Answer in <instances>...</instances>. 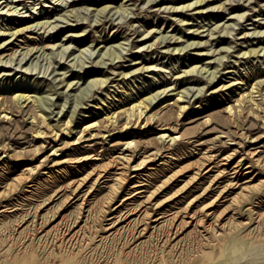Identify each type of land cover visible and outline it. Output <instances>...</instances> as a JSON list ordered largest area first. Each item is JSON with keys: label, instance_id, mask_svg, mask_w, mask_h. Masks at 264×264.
<instances>
[{"label": "rangeland", "instance_id": "374dc122", "mask_svg": "<svg viewBox=\"0 0 264 264\" xmlns=\"http://www.w3.org/2000/svg\"><path fill=\"white\" fill-rule=\"evenodd\" d=\"M187 1L190 0H0V29L9 31L15 24L19 22L22 24L25 21L30 23L33 18L38 20L49 19L50 21L52 19L51 24H46L48 26L45 25L38 29L37 27L33 28L31 32L27 31L26 35L39 38L44 36L45 41L50 42V44L60 42L54 48H42L44 51L42 49L32 50L31 53L33 54L26 62L25 59L23 61L19 59L22 54L20 55L18 52L25 49L20 48L23 46L22 44L17 47V58L15 57V60L12 61L13 64L7 63L8 66L0 67L1 96L3 95L5 98V105L10 106L12 109L11 118H2L0 114V264H194L203 260V258H200V252L211 251L212 255H216L218 252L216 242L221 240L222 233L233 229L236 224H241L242 229L231 241L233 244L230 243L229 245H232L228 257L230 261L224 260L225 263L222 262L221 264H226V262L227 264H264V169L258 166L245 168L248 162L243 164L241 169L239 168L237 174L232 173L233 163H231L228 167L229 171L226 174L218 175L211 184L209 181L217 173V166L208 174H205L203 179L190 180L197 167L194 160L198 155H189L164 173H160L159 169L152 170L146 178L148 180L142 181L145 183L143 186H132L139 181L131 182V179L130 182H126L112 201H108L107 198L108 186L112 183V180L104 177L98 184H93L96 174L86 175L91 170L90 166L74 169L67 165L63 167L64 173L42 168L34 175L32 181H24L15 186H9V189L6 187L13 177L20 174L24 162L35 163L39 156H46L49 159L53 158V160L58 161L92 148L97 151L101 149L115 150L118 147L125 146L123 143L128 139H133V142H140L141 144L151 141L153 144H150L155 145L159 142L157 141L159 132H163L158 131L159 128L157 127L160 123H163L159 119L163 114H170L169 116L173 119L172 123H167L166 127L168 129L166 132H175L174 135L176 134L178 137L182 135V137L180 136L176 142L172 143L167 139L164 142L160 141L159 146H163V149L160 150L159 157L169 154L166 151L170 150H177L175 152L176 156H183V152L190 151L195 147L198 150L206 144H214L217 153H226L232 149H237L235 155L237 159L241 155H247L253 149L263 150L264 106H261L260 103L256 105L252 101H247L242 94L243 92L247 93L250 84L254 82L253 78L255 76L259 75L260 77L261 75V78L264 77V52L262 49L257 53H252L249 50L254 46V48L259 49L258 47H261V45L264 50V35L262 34L264 33V0H225L228 3L221 8H216V5L224 0H209L199 7L200 9L206 7L205 10H202V13L196 12V10H199L196 8L193 10L185 9L181 13H171L168 8H166L167 11L157 10L160 5L178 6ZM108 2L111 5L113 4L112 6L109 5L110 11L113 10L112 12L109 9H107L108 12L99 11L100 13H98L95 11V6L109 4ZM97 3L101 4L96 5ZM121 3L129 7L130 14L124 11V7L120 8ZM13 5L14 7H12ZM86 6L91 8H88L87 11ZM74 7H78V10L73 9ZM72 11H75L76 16L80 17L79 20H70L74 18L69 15L72 14ZM241 11H245L244 20L242 18L241 23L234 25L232 30L227 28L229 31L223 28L229 22L230 25H233L234 19L230 18L231 15L233 16ZM93 18L98 20H93ZM63 19L67 20L64 21ZM80 19L83 21L81 22ZM178 19L180 20L178 21ZM70 22L80 24L71 28ZM217 24L218 26H215ZM207 26L211 29L206 28ZM83 29H85V32L82 37L71 36L69 38L71 33ZM211 30L212 34H208ZM253 31H255L254 36ZM141 32L142 34L147 33V37L149 35L154 38L160 36V41L156 40L155 46H152L154 50L150 51V48L147 49L146 45L142 47V43L139 44L140 41L138 40L142 37ZM244 32H246V35L249 34L250 37H241ZM173 34L175 36L171 37ZM176 35L178 38L180 37V40L175 38ZM227 35H230V38ZM153 37L147 43L152 42ZM19 38L23 40L24 37L18 36L13 42L18 43ZM190 40L193 42L197 40L204 47L195 48L192 45L186 47L187 42H190ZM120 41L124 42L122 43L123 47L115 45ZM62 44L63 46L70 44L67 52L60 49L63 47ZM136 44L140 45V48ZM8 46H11V44ZM221 46L228 47V50ZM95 47L97 48L95 49ZM175 47L180 50L175 49ZM82 48L93 51V54L89 53V50V52L87 50L84 53L81 52ZM106 48H109L108 52L112 53L113 51L112 55H114L116 61L111 55H108L109 53L105 54L106 57L98 55V50L102 51ZM219 49L220 51H218ZM247 49L246 53L248 55L240 56V53L242 54ZM200 50L201 52L204 50L206 53L199 55ZM179 51L181 52L178 53ZM4 52L6 54L11 50H4ZM80 53L84 54L83 56L86 58L78 55ZM75 55L76 58H74ZM213 56L215 57L214 60L212 59ZM137 59L140 61L146 59L145 65L150 66L151 64L150 68L153 67L146 70L144 65L145 67L140 68L141 64H135ZM208 59H212V61L210 63L206 62ZM92 61H95V63ZM34 64L37 66L36 69ZM84 65L86 66L84 67ZM192 65L195 66L196 70L194 71L196 73H188L189 69L193 67ZM27 66L30 67V71L27 70ZM208 66L209 68L206 69ZM46 67L47 69H45ZM136 68L139 70H136ZM54 69L55 72H53ZM64 70H66L65 74H58V72ZM101 70L106 71L104 76L108 77V81L101 86L100 83L93 81V86H91L92 82L88 80L93 79V76L94 78L102 76V73H99ZM121 70L124 72L130 71L127 73L129 76H122V73L120 74ZM227 70L231 73L226 72ZM199 71H201V75ZM213 72L217 75L209 84L208 80L213 76ZM66 75L67 79L79 83L75 84V87H66L64 85ZM233 76L241 81L246 79L247 82L245 85H236L240 88L233 86L218 92H212L218 86L231 81L234 78ZM59 78L64 79V81L61 82ZM220 79H222L221 82ZM163 87H167V89L165 88L166 91L161 92L164 89ZM170 87L171 89H169ZM188 87H191V89L188 90ZM198 87L203 88H201L202 94L198 93ZM234 87L236 89L233 91ZM19 88H29L37 94L49 96V99L43 96V101H46H42V105L48 107L45 113L49 117L48 121L51 120V125L60 118H64L66 115L69 116L71 112H74L73 118L79 123L74 127L73 132L70 135L54 138L51 134L53 133L51 127L40 122L31 102V104L24 103L22 109H17L10 96H12L11 92L13 90ZM182 88L189 91L187 96L183 95L185 100L194 91L201 96L197 98L198 101L193 105L192 102L195 98L192 96L189 104L185 107V111L178 116L176 105L172 102L174 99L164 103L162 101L172 97L171 92L182 90ZM150 93L159 94L152 98V104L150 103L152 111H149L146 115L157 113L158 116L161 115L160 117L154 116L153 120L151 119V122L144 126L142 125L144 123H140V120L136 121L135 124H132L131 120L132 123H129V128H124L123 124L127 119L126 113L122 112V115L118 113L119 116L116 118L114 127L118 125L119 128L106 131V129L113 128V126L104 119L106 118L105 111L119 110L118 107L127 103L129 99L150 95ZM237 97L245 102L240 100V106L242 105L240 109L234 107L236 106L234 100ZM201 98L203 99L201 100ZM169 102L170 104H167ZM228 104L233 106L232 112H229L226 108ZM58 107L63 109L59 110ZM125 107L127 106L125 105ZM72 109L75 111H72ZM58 111L62 113L59 114ZM34 114L33 122L35 123L30 122L32 120L30 116H34ZM91 118L99 120L100 127L83 131L84 121ZM40 125H43L41 127L44 130L43 139L38 138L39 140H37L33 138L34 130L35 127L37 128ZM72 125H76V123ZM98 131L99 133H97ZM190 140H194L191 145ZM187 141H189V146L186 149L180 146ZM202 141V144H198ZM140 143L138 144L140 145ZM54 144L58 149L56 155L50 154L52 152L51 146ZM38 145H40V148L38 147L40 150L35 154L34 149ZM10 161L15 163L19 161V166L13 169V164H10ZM109 171L114 172V168H110ZM172 173L178 174L175 182L170 184L169 187L157 189L163 179ZM78 182V187L73 190ZM256 184H259L261 193L248 192V189L245 193L248 194L247 197L251 193L250 200H246L247 197L238 195L239 190L244 185ZM175 190H178L177 196L170 200L166 199ZM151 191H154V193L151 197H147ZM126 196L129 198L123 199ZM232 198L235 199L232 200ZM207 205L209 206L206 207ZM126 213L128 214L126 215ZM159 214H162V217L158 220V223L152 221ZM120 215L122 217L119 218L118 224L114 227L109 230L99 229L100 224L106 227ZM111 216L114 217L110 218ZM197 219H200V221L197 222ZM254 236H260L262 240L256 243L249 242V238Z\"/></svg>", "mask_w": 264, "mask_h": 264}, {"label": "bare ground", "instance_id": "6f19581e", "mask_svg": "<svg viewBox=\"0 0 264 264\" xmlns=\"http://www.w3.org/2000/svg\"><path fill=\"white\" fill-rule=\"evenodd\" d=\"M14 1H16V0H14ZM19 1V0H18ZM21 1V0H20ZM124 1V0H123ZM152 1V0H151ZM174 1H177V0H174ZM209 0H190V1H187V2H185V3H181L180 5H178V6H175V5H167V4H165L164 6L163 5H160V6H158V8H157V10H166V8H168V10H169V12H171V13H181V12H183V10H189V9H194V8H196V9H199V10H196V12H200V13H202V10L204 9H206V7H204V8H199L200 6H203L206 2H208ZM218 1V0H217ZM13 2V1H12ZM104 2V1H103ZM258 2V1H257ZM102 3V2H101ZM101 3H97L96 5H99V4H101ZM109 3V2H108ZM127 3V2H126ZM219 3V2H218ZM228 2H226L225 0L224 1H221L218 5H216L217 7L216 8H218V7H224V6H226V4H227ZM259 3V2H258ZM11 4V3H10ZM158 4V3H157ZM208 4V3H207ZM12 5V4H11ZM25 5V4H24ZM73 5V4H72ZM112 6L110 3L109 4H102L101 6H93L94 7V9H95V11H97L98 13H100V12H106L107 11V9H109L110 8V6ZM126 5V4H125ZM136 5V4H135ZM134 5V6H135ZM212 5V4H211ZM211 5H209V6H211ZM215 5V4H214ZM238 5V4H237ZM242 5H244V4H242ZM246 5V4H245ZM120 8H123L124 7V11H126L128 14H130L131 13V11L129 10V7L126 5V6H124V4L123 3H121L120 5ZM122 6V7H121ZM208 6V7H209ZM213 6V5H212ZM263 6V5H262ZM10 7V5L8 6V8ZM12 7H14V5L12 6ZM18 7V6H17ZM117 7H118V5H117ZM149 7V6H148ZM207 7V8H208ZM214 7V6H213ZM228 7V6H227ZM239 7V6H238ZM16 8V7H15ZM19 8V7H18ZM65 8H66V6H65ZM76 7H74L73 9H75ZM80 8V7H79ZM86 9H87V11H88V8L90 9L91 7H89L88 6V8H87V6L85 7ZM115 8V7H114ZM156 8V7H155ZM154 8V9H155ZM244 8V7H243ZM3 9V8H2ZM12 9V8H11ZM71 9V8H70ZM73 9H71V10H73ZM77 10H78V7L76 8ZM83 9H84V7H83ZM94 9H93V12H94ZM111 9H112V7H111ZM223 9V8H222ZM66 10V9H65ZM65 10H64V12H65ZM68 10H69V8H68ZM70 10V11H71ZM116 10V9H115ZM114 10V11H115ZM121 10V9H120ZM213 10V9H212ZM225 10V9H224ZM1 11V10H0ZM3 11V10H2ZM12 11H13V9H12ZM14 11H16V10H14ZM18 11V10H17ZM85 11V10H84ZM92 11V10H91ZM100 11V12H99ZM109 11H110V9H109ZM113 11V10H112ZM112 11H110V12H112ZM119 11V10H118ZM117 11V12H118ZM123 11V12H124ZM167 11V10H166ZM223 11V10H222ZM68 12V11H67ZM66 12V13H67ZM108 12V11H107ZM119 12H121V11H119ZM132 12H134V11H132ZM158 12V11H157ZM204 12V11H203ZM206 12V11H205ZM1 13V12H0ZM4 13H6V12H4ZM10 13H11V10H10ZM61 13V12H60ZM66 13H65V15H66ZM69 13V12H68ZM71 13V12H70ZM75 13V11L73 12L72 11V14H69L71 17L73 16L74 18L73 19H70V18H68V19H70V20H72V21H77V20H79V16H76V13ZM81 13V12H80ZM86 13V12H85ZM98 13H97V15H98ZM125 13V12H124ZM16 14V13H15ZM59 14V13H58ZM89 14V13H88ZM96 14V13H95ZM94 14V15H95ZM106 14V13H105ZM126 14V13H125ZM128 14H127V16H128ZM205 14V13H204ZM228 14V13H227ZM79 15V14H78ZM93 15V14H92ZM101 15H104V14H102L101 13ZM114 15V14H113ZM17 16V15H16ZM56 16V15H55ZM67 16H68V14H67ZM89 16V15H88ZM99 16V15H98ZM105 16V15H104ZM130 16V15H129ZM245 16V11H241V12H237V13H235L233 16L231 15V17L230 18H232V19H234L233 21V25L231 24L230 25V22H229V24L227 25V26H223V28H225L226 30H228L227 28H231V30L232 29H234V25L236 26V24L237 23H241V19L243 18ZM32 17V16H31ZM42 17V16H41ZM58 17V16H57ZM56 17V18H57ZM91 17V16H90ZM107 17H108V15H107ZM198 17V16H197ZM21 18V17H20ZM61 18H63V17H61ZM60 18V19H61ZM84 18V17H83ZM102 18V17H101ZM105 18V17H104ZM109 18H111L110 16H109ZM228 18H229V16H228ZM51 19V18H50ZM86 19H87V16H86ZM94 19H96V18H93V20ZM99 19H100V17H99ZM196 19V18H195ZM31 20V19H30ZM57 20H58V18H57ZM62 20V19H61ZM61 20H60V22H61ZM64 20V19H63ZM65 20H67V19H65ZM64 20V21H65ZM84 20H85V18H84ZM92 20V21H93ZM96 20H98V19H96ZM105 20V19H104ZM110 20V19H109ZM180 19H178V21H179ZM242 20H244V18L242 19ZM51 21H52V19H51ZM51 21L49 20V19H47V20H43V19H41V20H38L37 18H33V21L32 22H24V23H18V24H15L13 27H11V30H9V31H5V30H3V29H0V36H3V37H1L0 38V67H2V66H8L9 64H7V63H12V61H14L15 60V57L17 56L16 55V53L18 52V49H17V47H20L22 44H23V46L22 47H20L21 49H23V48H25V49H23V51H19L18 53L21 55L20 57L21 58H19L20 59V61H23L24 59H25V62L27 61V60H29V58H31V54H33V53H31V52H33L32 50H35V51H38V50H40V49H44V48H54V46H56L57 45V43H60V42H57V43H52V44H50V42H47V41H45V39H44V36H41L40 38L39 37H34V36H29L28 34L26 35V32L28 31V32H31L32 30H33V28H36L37 27V29L38 28H42L43 26H45L46 24H51ZM80 21H81V19H80ZM80 21H78V22H80ZM83 21V20H82ZM81 21V22H82ZM256 21V20H255ZM68 22V21H67ZM88 22V21H87ZM87 22H85V23H87ZM96 22V21H95ZM98 22V21H97ZM199 22V21H198ZM258 22V21H257ZM65 23V22H64ZM69 23V22H68ZM75 23V22H74ZM71 23L70 22V26H72L71 28H73V27H76V26H78L80 23ZM214 23V22H213ZM254 23V22H253ZM57 24V23H56ZM225 24V23H224ZM244 24V23H243ZM133 25V24H132ZM222 25V24H221ZM245 25V24H244ZM46 26H48V25H46ZM85 26V25H84ZM87 26V25H86ZM89 26V25H88ZM215 26H218V24L217 25H215ZM8 27V26H7ZM49 27H51V26H49ZM213 27V26H212ZM219 27H221V26H219ZM10 28V27H9ZM9 28H7V29H9ZM206 28H210V27H206ZM244 28H245V26H244ZM6 29V28H5ZM47 29V28H46ZM45 29V30H46ZM211 29V28H210ZM217 29V28H216ZM222 29V28H221ZM220 29V30H221ZM44 30V31H45ZM151 30V29H150ZM149 30V31H150ZM196 30V29H195ZM198 30V29H197ZM203 30V29H202ZM205 30V29H204ZM203 30V31H204ZM224 30V29H223ZM225 30V31H226ZM255 30V29H254ZM134 31V30H133ZM137 31V30H136ZM135 31V32H136ZM149 31H147V33H149ZM193 31V30H192ZM198 31H200V30H198ZM198 31H197V33H198ZM209 31V30H208ZM218 31V30H217ZM229 31V30H228ZM261 31V30H260ZM260 31H258L259 33H260ZM39 32V31H38ZM85 32V29H83V30H81V31H76V33H71V35L69 36V38L72 36H78V37H82L83 36V33ZM134 32V33H135ZM143 32V31H142ZM142 32H141V34H142ZM155 32V31H154ZM157 32V31H156ZM189 32V31H188ZM194 32V31H193ZM214 32V31H213ZM255 31H253L252 32V34H253V36H254V33ZM263 32V31H262ZM140 33V32H139ZM147 33H143L142 34V37H140V39L138 40V41H140V43L139 44H141V46L142 47H144L145 45L147 46L146 48L147 49H149L150 48V51L151 50H154V49H152V46L155 44V42H156V40H159L160 41V36H159V39H158V36H155V38L153 37V36H150L149 35V37H147L146 36V34ZM207 33V32H206ZM44 34H45V32H44ZM158 34V33H157ZM172 34V33H171ZM176 34V33H175ZM175 34H173L171 37H174L175 36ZM208 34H212V30H211V32L210 33H208ZM207 34V35H208ZM230 34V33H229ZM251 34V35H252ZM258 34V33H257ZM263 35H264V33H262ZM148 35V34H147ZM165 35V34H164ZM166 35H168V34H166ZM170 35V34H169ZM168 35V36H169ZM180 35H182V34H180ZM200 35V34H199ZM206 35V34H205ZM224 35H225V33H224ZM231 35V34H230ZM230 35L228 36L229 38H230ZM261 35V34H260ZM18 36H22V37H24L23 38V40L21 39V38H19L18 40H19V42L18 43H15V42H13V40L14 39H16ZM37 36V35H36ZM162 36V35H161ZM168 36H167V38H168ZM209 36V35H208ZM223 36V35H222ZM241 36V35H240ZM245 36H249V34H247L246 35V32H244V35H242L241 37H245ZM255 36H257V35H255ZM48 37V36H47ZM154 38L153 40H152V42L150 41L149 43H147V41L149 40V39H151V38ZM250 37V36H249ZM64 38H65V36H64ZM63 38V39H64ZM175 38H177L178 40H180L178 37H177V35H176V37ZM174 38V39H175ZM215 38V37H214ZM232 38V37H231ZM253 38V37H252ZM166 39V38H165ZM165 39H163V40H165ZM211 39H212V36H211ZM219 39V38H218ZM221 39V38H220ZM234 39V38H233ZM232 39V40H233ZM262 39V38H261ZM62 40V39H61ZM98 40V39H97ZM167 40V39H166ZM165 40V41H166ZM189 40V39H188ZM187 40V41H188ZM192 40V39H191ZM190 40V42H187V44H186V47H187V45H189V46H194L195 48H203L204 47V45H201V42H199V41H191ZM104 41V40H103ZM124 41V40H123ZM120 41V42H118L117 44H115V45H119L120 47L122 46V43H124V42H126V41ZM173 41H176V40H173ZM172 41V42H173ZM186 41V40H185ZM202 41V40H201ZM206 41H207V39H206ZM205 41V42H206ZM211 41V40H210ZM231 41V40H230ZM129 42V41H128ZM236 42V41H235ZM254 42V41H253ZM264 42V41H263ZM176 43V42H175ZM186 43V42H185ZM208 43V42H207ZM206 43V44H207ZM211 43V42H210ZM250 43V42H249ZM256 43H257V41H256ZM11 44V46H8V45H10ZM126 44V43H125ZM160 44V43H159ZM241 44V43H240ZM88 45H90V44H88ZM100 45V44H99ZM98 45V46H99ZM124 45V44H123ZM137 45V44H136ZM174 45V44H173ZM182 45V44H181ZM183 45H184V43H183ZM231 45V44H230ZM259 45V44H258ZM60 46H61V44H60ZM62 46H63V44H62ZM70 46V44L69 45H66V46H63V47H61L60 49L63 51L64 50V52H67V49L68 48H70L69 47ZM97 46V47H98ZM104 46V45H103ZM155 46V45H154ZM188 46V49L190 48ZM211 46V45H210ZM232 46V45H231ZM97 47H95V49L97 48ZM113 47H114V44H113ZM123 47V46H122ZM137 47L138 48H140V45H137ZM167 47V46H166ZM179 47V46H178ZM178 47H175V49H178ZM182 47H184V46H182ZM209 47V46H208ZM221 47H223L224 49H226V50H228V47H224V46H221ZM221 47H220V49H221ZM233 47V46H232ZM255 47V46H254ZM249 48V50H250V52H252V53H257L260 49H262V51L264 52V50H263V47H262V45H261V47H258V46H256V47H258L259 49H257V48ZM72 48V47H71ZM89 48V47H88ZM101 48V47H100ZM117 48V47H116ZM125 48V47H124ZM127 48V47H126ZM168 48V47H167ZM193 48V47H192ZM222 48V49H223ZM241 48V47H240ZM42 49V51H44ZM109 48H106L105 50H102V51H99L98 50V55H101V56H107V55H105V54H108L109 56L111 55V57H113L114 58V55H112V53H113V51H112V53L111 52H108L107 50H108ZM114 49V48H113ZM118 49H119V47H118ZM118 49H116V50H118ZM122 49V48H121ZM157 49V48H156ZM169 49V48H168ZM183 49H185V48H183ZM214 49H215V47H214ZM214 49H212V50H214ZM220 49L218 50V51H220ZM230 50H233V49H231V48H229ZM4 50H11V52H7L6 54H4L5 52H4ZM49 50H51V49H49ZM87 49L86 48H82L81 49V52H83L84 53V51H86ZM89 50V49H88ZM87 50V52H89ZM112 50V49H111ZM128 50V49H127ZM130 50V49H129ZM170 50V49H169ZM178 50H180V49H178ZM182 50V49H181ZM186 50V49H185ZM241 50V49H240ZM54 51V50H53ZM60 51V50H59ZM126 51V50H125ZM172 51V50H171ZM175 51H177V50H175ZM217 51V52H218ZM221 51H223V50H221ZM248 51V49L247 50H244L243 52H242V54L240 53V56H243V55H248V53H246ZM51 52V51H50ZM78 52H80V51H78ZM93 52V51H92ZM91 51L89 52V53H92ZM121 52H123V51H121ZM127 52V51H126ZM166 52V51H165ZM181 51H179L178 53H180ZM200 52H201V50H200ZM203 52H204V50H203ZM201 52V53H199V55L201 54V55H203V54H205L206 52ZM213 52V51H212ZM249 52V53H250ZM88 53V54H89ZM174 53V52H173ZM177 53V52H176ZM227 53H228V51H227ZM231 53V52H230ZM30 56H29V55ZM51 54H54V53H51ZM61 54V53H60ZM64 54V53H63ZM62 54V55H63ZM66 54V53H65ZM93 54V53H92ZM91 54V55H92ZM114 54H116V53H114ZM125 54V53H124ZM218 54V53H217ZM260 54V53H259ZM50 55V54H49ZM59 55V54H58ZM77 55V54H76ZM76 55L74 56V58H76ZM78 55H82L81 53L80 54H78ZM84 55V54H83ZM82 55V56H83ZM90 55V54H89ZM88 55V56H89ZM118 55V54H117ZM120 55H121V53H120ZM221 55V54H220ZM223 55H225L224 53H223ZM222 55V56H223ZM227 55V54H226ZM254 55V54H253ZM26 56L28 57L27 59H26ZM52 56V55H51ZM50 56V57H51ZM60 56V55H59ZM64 56H66V55H64ZM87 56V55H86ZM212 56V55H211ZM218 56V55H217ZM238 56V55H237ZM250 56V55H249ZM260 56V55H259ZM63 57V56H62ZM61 57V58H62ZM73 57V56H72ZM80 57V56H79ZM78 57V58H79ZM84 57V56H83ZM92 57V56H91ZM105 57H103V58H105ZM117 57H119V56H117ZM124 57V56H123ZM214 57V56H213ZM221 57V56H220ZM219 57V58H220ZM225 57V56H224ZM223 57V58H224ZM17 58V57H16ZM61 58H60V61H61ZM84 58H86V57H84ZM88 58V57H87ZM90 58V57H89ZM98 58V57H97ZM107 58H109V57H107ZM218 58V57H217ZM59 59V58H58ZM82 59V58H81ZM100 59V58H99ZM101 59H102V57H101ZM213 60L215 59V57L214 58H212ZM212 59L210 60V59H208L206 62H211L212 61ZM222 59V58H221ZM65 60V59H64ZM92 60V59H91ZM97 60V59H96ZM110 60V59H109ZM114 60H115V58H114ZM117 60H119V59H117ZM122 60V59H121ZM223 60V59H222ZM19 61V62H20ZM70 61H71V59H70ZM76 61V60H75ZM85 61V60H84ZM112 61H113V59H112ZM116 61V60H115ZM115 61H113V62H115ZM136 61V60H135ZM147 60L146 59H143V60H138L137 59V61L135 62V64L137 63H139V64H141V66H140V68L142 67H145L146 65H145V62H146ZM225 61H226V59H225ZM232 61V60H231ZM93 62V61H92ZM106 62H107V60H106ZM122 62V61H121ZM216 62H217V60H216ZM235 62V61H234ZM244 62V61H243ZM18 63V62H17ZM29 63V62H28ZM32 63V62H31ZM61 63V62H60ZM93 63H95V61L93 62ZM102 63V62H101ZM104 64H105V62H103ZM109 63H110V61H109ZM109 63H108V65H109ZM205 63V62H204ZM215 63V62H214ZM227 63V62H226ZM13 64V63H12ZM30 64V63H29ZM67 64H69V63H67ZM111 65H112V63H110ZM208 64V63H207ZM218 64V63H217ZM35 65V64H34ZM72 65V64H71ZM145 65V66H144ZM153 65V64H152ZM194 65V64H193ZM192 65V66H193ZM201 65V64H200ZM220 65V64H219ZM29 66V65H28ZM28 66H27V68H28ZM32 66V65H31ZM36 66V65H35ZM34 66V67H35ZM73 66V65H72ZM83 66V65H82ZM86 65H84V67H85ZM100 66V65H99ZM114 66H115V63H114ZM133 66V65H132ZM150 66H151V64H150ZM150 66H146V70L149 68V69H151L150 68ZM199 66V65H198ZM218 66V65H217ZM216 66V67H217ZM232 66V65H231ZM13 67H15V66H13ZM21 67V66H20ZM26 67V66H25ZM102 67V66H101ZM104 67H105V65H104ZM107 67V66H106ZM113 67V66H112ZM200 67H202V66H200ZM226 67V66H225ZM4 68V67H3ZM17 68V67H16ZM22 68H24V67H22ZM30 68V67H29ZM27 69V70H29L30 71V69ZM32 68V67H31ZM37 68V66L35 67V69ZM52 68V67H51ZM54 68H55V65H54ZM67 68V67H66ZM139 68V67H138ZM138 68H136V70L138 69ZM196 68H198V67H196ZM204 69H205V67H203ZM209 68V66L208 67H206V69H208ZM237 68V67H236ZM14 69V68H13ZM18 69H21V68H18ZM34 69V68H33ZM45 69H47V67L45 68ZM59 69V68H58ZM107 69V68H106ZM114 69V68H113ZM135 69V68H134ZM216 69V68H215ZM219 69V68H218ZM22 70H24V69H22ZM52 70H53V68H52ZM57 70V69H56ZM112 70V69H111ZM139 70V69H138ZM194 70H196L195 69V66H193L192 68H190L189 69V71H188V73L189 72H195ZM200 70V69H199ZM213 70V69H212ZM33 71V70H32ZM114 71V70H113ZM112 71V72H113ZM131 71H133V70H131ZM187 71H186V73H187ZM202 71H203V69H202ZM230 71H231V69H230ZM230 71H226V72H229V73H231ZM2 72V71H1ZM53 72H55V69H54V71ZM128 72H130V71H128ZM128 72H124V71H122L121 70V72H120V74L122 73V76H125V75H128L127 73ZM134 72V71H133ZM201 71H199V73H200ZM205 72V71H204ZM209 72V71H208ZM235 72H237V71H235ZM253 72V71H252ZM3 73V72H2ZM36 73V72H35ZM65 74L66 73V70H64V71H61V72H58V74ZM99 73H102V76H100V77H98V76H96L95 78H94V76L92 77L93 79H90V80H88L89 82H92V85L91 86H93V81L96 83V82H98V84L100 83V86L102 85V84H105V82L106 81H108L107 79H108V77L107 76H104L105 75V73H106V71L105 72H103L102 70L99 72ZM109 73H111V72H109ZM115 73V72H114ZM136 73H137V71H136ZM187 73V74H188ZM196 73V72H195ZM206 73H207V71H206ZM214 73V72H213ZM218 73V72H217ZM44 74V73H43ZM48 74V73H47ZM46 74V75H47ZM131 74V73H130ZM134 74V73H133ZM186 74V75H187ZM193 74V73H192ZM211 74V73H210ZM209 74V75H210ZM252 74V73H251ZM259 74V73H258ZM2 75V74H1ZM55 75H56V73H55ZM81 75V74H80ZM117 75H118V73H117ZM200 75H201V73H200ZM199 75V76H200ZM217 74L216 73H214L213 74V76H211L210 78H209V80H208V82H209V84L213 81V79H214V77L216 76ZM246 75H247V73H246ZM41 76V75H40ZM45 76V75H44ZM63 76H65V75H63ZM129 76V75H128ZM175 76H177V75H175ZM184 76V75H183ZM197 76V75H196ZM221 76V75H220ZM187 77V76H186ZM202 77V76H201ZM234 77V76H233ZM252 77V76H251ZM55 78V77H54ZM62 78V77H61ZM61 78H59V80L61 81V82H63L64 81V79H65V81H64V85L66 86V87H71V86H74L75 84H77V83H79L78 81H73V80H70V79H67V75H66V77L64 78V79H61ZM78 78V77H77ZM121 79V78H120ZM249 79V78H248ZM55 80V79H54ZM175 80V79H174ZM253 80H254V82L252 83V84H250V88L248 89V91H247V93L246 92H243V94L242 95H244V99H246L247 101H252L253 103H255L256 105L257 104H261V106L263 105L264 106V77L263 78H261V75H260V77H259V75H257V76H255V78H253ZM222 81V79H220V82ZM249 81V80H248ZM83 82V81H82ZM175 82V81H174ZM189 82V81H188ZM195 82V81H194ZM207 82V81H206ZM247 81H246V79L243 81H241V80H238V78H236V77H234L231 81H229L227 84H222L221 86H218V88H216V89H214L212 92H218L219 90H223V89H228V88H230V87H233V86H235L236 88L237 87H239L240 88V86L241 85H245V83H246ZM63 84V83H62ZM97 84V85H98ZM237 84H240V86H236ZM80 85V84H79ZM94 85H96V84H94ZM247 85V84H246ZM174 86V85H173ZM4 87V86H3ZM65 87V88H66ZM75 87V86H74ZM185 87H187V86H185ZM200 87V86H199ZM198 87V89H197V91H198V93H201L202 94V89L201 88H199ZM233 88V91L236 89V88ZM164 88V87H163ZM166 89H167V87H165ZM161 89L162 91L161 92H164V91H166V89ZM179 88V87H178ZM177 88V89H178ZM184 88V87H183ZM182 88V90H177V91H174V92H171V94H172V97H169V98H167V99H164L163 101H162V103H164L165 101H168V100H170V99H174L172 102L173 103H175V105H176V108H177V114H178V116H180V114L181 113H183L184 111H185V107L189 104V102H190V99H191V97L192 96H194V101L192 102V105L193 104H195L196 103V101H198V97H200L201 95H198V93H195V91L189 96V98L188 99H183V95L184 96H187L189 93V91H185V89H183ZM194 88V87H193ZM2 89V88H1ZM69 89V88H68ZM169 89H171V87L169 88ZM189 89H191V87L189 88L188 87V90ZM193 91V90H192ZM245 91V90H244ZM1 92H2V90H0V114H1V117L2 118H11L12 117V114H11V112H12V109H11V107L10 106H8V105H5V98H4V96L2 95L1 96ZM158 92V91H157ZM156 92V93H157ZM240 92V91H239ZM241 92V93H242ZM12 93V96H10V97H12V100H13V102L16 104V106L15 107H17V109L19 108V109H22V107H23V105H24V103H32L33 105H34V107H35V111L37 112V114H38V117H39V120H40V122H42L44 125H46V126H49V127H51V131H53V133H51V134H53L52 136L54 137V138H56L57 136H62V135H70L72 132H73V129H74V127L75 126H77V123H79V121H77V120H75L74 118H73V116H74V112H71V115L69 114V116H64V118H60L57 122H51V123H53V125H51L50 124V121H48V119H49V117L47 116V114L45 113L47 110V108L45 107V106H43L42 105V101H43V96L45 97H47V95H40V94H37V92H35L34 90H32V89H29V88H19V89H16V90H13V92H11ZM155 93V92H154ZM240 93V94H241ZM245 93H246V95H245ZM153 94V93H152ZM151 93H150V95H146V96H137V97H134V98H131V99H129V101L127 102V103H124V104H122L121 106H119L118 107V109L119 110H116V111H114V110H110V111H105L104 113L106 114V118H104L105 120H106V122H108L110 125H112L113 126V128H109L108 130L106 129V131H109V130H111V129H115V128H117L118 127V125H117V127H116V125H115V127H114V124H115V122H116V118L119 116V114L118 113H121V115H122V112H124V113H126L125 115L127 116V119H125L126 121L124 122V128H129V123L131 122V120H132V124H135L136 123V121H138V120H140V123H144V124H142L143 126L145 125V124H147V123H150L151 121V119L153 120V118H154V116L155 117H157L158 116V114L157 113H149L150 115L149 116H147L146 114L149 112V111H152L151 110V106H150V103L152 102V98L153 97H155V95L153 94L152 95ZM159 94V93H158ZM157 94V95H158ZM166 94H168V93H166ZM221 94V93H220ZM156 95V96H157ZM170 95V94H169ZM241 95V96H242ZM222 96V95H221ZM241 96H240V98H241ZM49 97V96H48ZM47 97V98H48ZM126 97V96H125ZM163 98V97H162ZM204 98V97H203ZM203 98H201V100L203 99ZM226 98V97H225ZM239 97H237V99H233L234 101H235V105L236 106H234V107H237V108H239L240 109V107L242 106H240V100L241 99H238ZM49 99V98H48ZM50 99H51V97H50ZM193 100V99H192ZM224 100V99H223ZM243 100V99H242ZM241 100V101H242ZM44 101H46V100H44ZM43 101V102H44ZM243 102H244V100H243ZM30 103V104H31ZM46 103V102H45ZM245 103V102H244ZM63 104H64V102H63ZM152 104V103H151ZM167 104H170V102L169 103H167ZM249 104V103H248ZM250 104H251V102H250ZM10 105V104H9ZM58 106H59V104H57ZM125 105L127 106V107H125ZM164 105V104H163ZM254 105V104H253ZM62 106V105H61ZM63 106H65V105H63ZM95 106V105H94ZM93 106V107H94ZM162 106V105H161ZM228 107H226V108H228V111L229 112H232L233 110V106L230 104H228L227 105ZM250 106V105H249ZM260 106V107H261ZM45 107V108H44ZM165 107V106H164ZM258 108V107H257ZM58 109H59V107H58ZM61 109V108H60ZM59 109V110H60ZM63 109V108H62ZM61 109V110H62ZM75 109V108H74ZM239 109H237V110H239ZM53 110V109H52ZM206 110V109H205ZM242 110V109H241ZM241 110H239V111H241ZM50 111V110H49ZM69 111H70V109H69ZM72 111H75V110H73L72 109ZM238 111V112H239ZM34 112V111H33ZM51 112V111H50ZM59 112V111H58ZM61 112V111H60ZM60 112H59V114H60ZM243 112V111H242ZM52 113V112H51ZM62 113V112H61ZM77 113V112H76ZM159 113V112H158ZM33 114V113H32ZM36 114V113H35ZM35 114H34V116L33 115H31L30 117H32V120L30 121V122H33V119L35 118ZM105 114H103V115H105ZM231 114V113H230ZM147 117H146V116ZM170 114H167V115H160V116H158V117H160L159 119H160V121L161 122H163V123H160L157 127L159 128L158 129V131H163V132H159V134H158V137H157V141H161V142H164L166 139L168 140V141H171V143L172 142H176V140L178 139V138H180V136L182 137V135H180L179 137L178 136H176V134L174 135V133L175 132H169V133H167L166 132V130L168 129V127H166V125H167V123H172L173 122V119L171 118V116H169ZM53 116V115H52ZM51 116V117H52ZM57 116H59L58 114H57ZM78 116V115H77ZM83 116H86V115H83ZM177 116V117H178ZM157 117V118H158ZM58 118V117H57ZM231 118V117H230ZM234 118V117H233ZM172 119V120H171ZM233 120V119H232ZM99 120H96L95 118H91V119H88V120H86V121H84V123H85V126L83 127V125H82V130L84 131V130H88V129H91V128H98V127H100V124H99V122H98ZM118 121V120H117ZM235 121V120H234ZM37 122H39V121H37ZM159 122V121H158ZM33 123H35V122H33ZM73 123H76V125H72ZM123 123V122H122ZM82 124V123H81ZM119 124V123H118ZM152 124H153V122H152ZM34 125V124H33ZM122 125V126H123ZM43 126V125H42ZM41 125L40 126H38L37 128L35 127V133H34V136H33V138L34 139H37V140H39V139H41L43 136H42V134L44 133V130L41 128L42 127ZM106 126V125H105ZM121 126V127H122ZM132 126V125H131ZM169 126V125H168ZM242 126V125H241ZM107 127V126H106ZM111 127V126H110ZM121 127H120V129H121ZM156 127V126H155ZM244 127V126H243ZM119 128V127H118ZM250 129V128H249ZM80 130V129H79ZM105 130V129H104ZM120 132H122V131H120ZM97 133H99V131L97 132ZM105 133V132H104ZM3 134V133H2ZM33 134V133H32ZM75 134V133H74ZM0 135H1V130H0ZM6 135V134H5ZM9 135V134H8ZM11 135V134H10ZM15 135V134H14ZM91 135V134H90ZM130 135V134H129ZM4 136V135H3ZM3 136H2V138H3ZM191 136V135H190ZM192 136H194V135H192ZM18 137V136H17ZM104 137V136H103ZM127 137V136H126ZM188 137V136H187ZM0 138H1V136H0ZM21 138H23V137H21ZM39 138V139H38ZM58 138V137H57ZM79 138V137H78ZM193 138V137H192ZM43 139V138H42ZM53 139V138H52ZM17 140V139H16ZM166 140V141H167ZM197 140V139H196ZM250 140H252V139H250ZM42 141V140H41ZM40 141V142H41ZM194 140H190V145L191 144H193L192 142H193ZM156 142V141H155ZM154 142V143H155ZM157 143V144H155V145H152L153 143L150 141V142H144V143H140V142H133V139H128V140H126L125 141V143H123L125 146H122V147H118V149H115V150H96L95 148L93 149H91V150H88V151H84V152H82V153H76L75 155H73V156H71V157H67V158H63V159H61V160H58V161H55V160H53V158L52 159H49V157H46V156H39V157H37V159H36V161H35V163H29V162H24L22 165H24V167H23V169H22V171L20 172V174L18 175V176H15V177H13V179L10 181V182H8L7 183V185H6V187H7V189H9V186H15V185H17V184H20V183H22V182H24V181H32L33 180V178H34V175L36 174V173H38L39 171H40V169H44V168H48V169H52L53 171H57L58 173H64V171H63V167L64 166H67V165H69L71 168H74V169H78V168H85V167H88V166H90L91 167V170H89L88 172H87V174L86 175H90V174H96V176H95V178H94V180H93V184L95 183V184H98L99 183V181L101 180V179H103L104 177H108V178H110V180H112V183L108 186V195H107V198H108V201H112L117 195H118V192L119 191H121V188L122 187H124V185L126 184V182H130V180L132 179V181L131 182H136V181H139V182H136V183H134L132 186H143L145 183L144 182H142V181H144L149 175H150V172L152 171V170H157V169H159V171H160V173H164L167 169H169L170 167H172L173 165H175L177 162H179L180 160H183V159H185L184 157H186V156H189V155H198V157L194 160V163L196 164V170H194V172H193V174H192V176L190 177V180H193V181H197V180H199V179H203L204 178V176H205V174H208L210 171H212V169L214 168V167H216L217 166V173L216 174H214L213 175V177L210 179V181H209V183H211V182H214V180L216 179V177H218V175H222V174H226L229 170H228V167H229V165L231 164V163H233V165H232V167H231V170H232V173H236L237 174V172L239 171V168L241 169L242 168V166H243V164H245V163H247L248 162V164L245 166V168H247V167H252V166H258V167H260V168H262V169H264V148H263V150H259V149H253V150H251V151H249V153L247 154V155H241V157L240 158H236V150L235 149H232V150H230V151H228V152H226V153H217L216 152V148L214 147V144L212 145V144H206L205 142V146L204 147H202V148H200V149H198V150H196L197 148L195 147V148H192L190 151H187V152H183V156H176V151H172V150H170V151H166L167 153H169V154H165V155H163L162 157H159V153H160V150L161 149H163V146H159V144L160 143ZM96 143V142H95ZM100 143V142H99ZM138 143H140V145L138 144ZM150 143H152V144H150ZM167 143V142H166ZM203 143V141L202 142H200V143H198V144H202ZM39 144V143H38ZM42 144V143H41ZM117 144V143H116ZM198 144H196V145H198ZM0 145H1V143H0ZM37 145V144H36ZM139 145V147L137 148V146ZM164 145V144H163ZM180 145V144H179ZM195 145V146H196ZM88 146V145H87ZM153 146H154V148H153ZM181 147H184L185 149L189 146V141H187V142H185V143H182L181 145H180ZM225 146V145H224ZM3 147V146H2ZM40 148V145H38L35 149H34V152H35V154L40 150L39 148ZM55 147V148H54ZM91 147V146H90ZM177 147V146H176ZM51 149H52V152L50 153V154H53V155H56L57 154V151H58V149L56 148V146H55V144L54 145H52L51 146ZM78 149V148H77ZM76 149V150H77ZM177 149V148H176ZM86 150V149H85ZM167 150V149H166ZM175 150V149H174ZM181 150V149H180ZM5 151V150H4ZM79 152V151H78ZM263 152V153H262ZM4 156V155H3ZM7 156V155H6ZM246 156H248V157H246ZM2 158V157H1ZM245 160V161H244ZM244 161V162H243ZM7 163H8V161H7ZM5 164V163H4ZM10 164H13V169L15 168V167H18L19 166V161H17L16 163L14 162V161H10ZM9 164V165H10ZM112 169V168H114V172H111V171H109V169ZM244 168V167H243ZM45 172V171H44ZM239 174V173H238ZM143 175H145V177H143ZM177 176H178V174L176 175V173H172V174H170V175H168L166 178H164L163 179V181L158 185V187H157V189L158 188H162V187H169V185L170 184H173L174 182H175V180H176V178H177ZM141 178H143V179H141ZM137 179H139V180H137ZM146 180H148V179H146ZM190 180H189V182H190ZM189 182H187V183H189ZM186 183V184H187ZM186 184H184V185H186ZM212 184V183H211ZM78 185H79V182L77 183V185L73 188V190H75V188L76 187H78ZM259 184H256V185H244L242 188H241V190H239V194L238 195H241L242 197H247L248 196V194H246L245 193V191H247L248 189L250 190H248V192H253V193H255V194H259V193H261L260 191H261V189H260V187L258 186ZM205 188H207V187H205ZM136 192H140V191H136ZM154 193V191H151V193H149V195L147 196V197H151V195ZM177 194H178V190H175L174 192H172L170 195H168L167 197H166V199H168V200H170V199H172V198H174L175 196H177ZM219 195V193L217 194V196ZM216 196V197H217ZM128 196H126V197H124L123 199H126ZM215 197V198H216ZM129 198V197H128ZM193 199V198H192ZM235 198H232V200H234ZM246 200H250L251 199V193H249V197H247V198H245ZM118 205H120V204H118ZM117 206V205H116ZM209 205H207L206 207H208ZM250 208V207H249ZM209 212V211H208ZM207 212V213H208ZM110 213H111V211H110ZM206 213V214H207ZM128 213H126V215H127ZM210 214H212V212H210ZM209 214V215H210ZM125 215V216H126ZM208 215V214H207ZM112 217H114V216H111L110 218H112ZM120 217H122L121 215L120 216H118L115 220H112L111 222H110V224L108 225V226H106L105 227V225H103V224H100V227H99V229L100 230H109L110 228H112V227H114L116 224H118V222H119V218ZM162 217V214H159V215H157V217L156 218H153V220L152 221H157V223H158V220L160 219ZM200 221V219L198 220L197 219V222H199ZM154 227V226H153ZM143 229H144V227H143ZM242 229V225L241 224H236V225H234V227H233V229H229L228 231H226L225 233H222V235H221V240L220 241H218V242H216V244H217V246H218V252H217V254L216 255H212V253H211V251H206V252H200V258H203V260H201L200 262H195L194 264H221L222 262H224V260L225 261H227L229 258V251H230V247L232 246H229L230 245V243H232L231 241H233V239H234V237H236V234L239 232V230H241ZM140 232V231H139ZM247 232V231H246ZM242 233V232H241ZM238 236V235H237ZM249 236H251L250 234H249ZM248 236V237H249ZM247 237V236H246ZM240 238V237H239ZM235 240H238L239 241V239H237V238H235ZM234 240V241H235ZM249 242H251V243H256V242H258V241H260V240H262V238L260 237V236H254V237H251V238H249ZM243 241V240H242ZM237 242V241H236ZM244 242V241H243ZM237 243H239V242H237ZM242 243V242H241ZM233 244V243H232ZM245 244H247V243H245ZM235 245V244H234ZM244 246V245H243ZM237 247V246H236ZM239 247V246H238ZM245 248V247H244ZM233 252V251H232ZM235 257V256H234ZM228 261H230V260H228ZM231 261H232V259H231ZM225 263V262H224ZM226 264H227V262H226Z\"/></svg>", "mask_w": 264, "mask_h": 264}]
</instances>
